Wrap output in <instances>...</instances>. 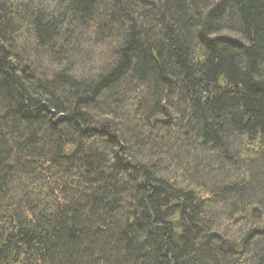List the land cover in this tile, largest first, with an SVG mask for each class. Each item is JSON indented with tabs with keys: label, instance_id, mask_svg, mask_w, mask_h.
Instances as JSON below:
<instances>
[{
	"label": "trees",
	"instance_id": "16d2710c",
	"mask_svg": "<svg viewBox=\"0 0 264 264\" xmlns=\"http://www.w3.org/2000/svg\"><path fill=\"white\" fill-rule=\"evenodd\" d=\"M0 264H264V0H0Z\"/></svg>",
	"mask_w": 264,
	"mask_h": 264
},
{
	"label": "rangeland",
	"instance_id": "374dc122",
	"mask_svg": "<svg viewBox=\"0 0 264 264\" xmlns=\"http://www.w3.org/2000/svg\"><path fill=\"white\" fill-rule=\"evenodd\" d=\"M99 48L100 46H96V48H93L91 51L89 50L85 51V53L82 54L84 60L89 61L91 56H93L94 62H99L102 59V57L105 59L107 56V51L105 50L101 54V50ZM106 105L107 103H105V106Z\"/></svg>",
	"mask_w": 264,
	"mask_h": 264
}]
</instances>
